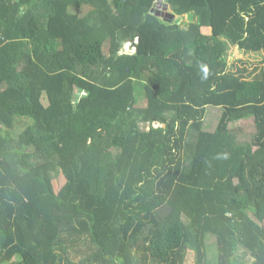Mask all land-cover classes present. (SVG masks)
Instances as JSON below:
<instances>
[{
  "label": "trees",
  "instance_id": "obj_1",
  "mask_svg": "<svg viewBox=\"0 0 264 264\" xmlns=\"http://www.w3.org/2000/svg\"><path fill=\"white\" fill-rule=\"evenodd\" d=\"M191 256L264 264V0H0V264Z\"/></svg>",
  "mask_w": 264,
  "mask_h": 264
},
{
  "label": "rangeland",
  "instance_id": "obj_2",
  "mask_svg": "<svg viewBox=\"0 0 264 264\" xmlns=\"http://www.w3.org/2000/svg\"><path fill=\"white\" fill-rule=\"evenodd\" d=\"M160 6L164 10V12L162 14H165V13L167 14L168 11L166 10V8H164L163 5H160ZM162 9H161V11H163ZM188 15H191V14H188ZM187 16L185 18H180V20H179V24L180 25H182L184 22L188 21ZM163 18H168V17H163ZM171 20L175 21L176 19H175V17H173ZM201 32H203L204 34H208L209 35V34H211V29L210 28L201 29ZM134 43H137V41H134ZM127 50L126 51L128 53H130L129 51H131V49H127ZM105 51H107L106 46H105ZM133 52H131V53H133ZM260 58H259L258 55L245 54V53L240 52L236 48H231L230 52H229L228 62H229L230 65H235L237 67L238 66L239 67H243V63H246L247 65H248V63L252 64V67H253V66L257 65V63L259 62ZM85 94L86 93L83 92V91L75 90L74 102H76V100H79L81 97L85 96ZM210 109H213V108H210ZM209 110H208V113H207V115L205 117L204 129L208 130V131H212L215 128V124H216V122H217V120L219 118V114H218V111L215 110V109L210 110V112H209ZM229 128H241L245 134H249V133H251L253 131L254 126H253L252 119H250V118H248L246 116H241V117H236V118L230 119ZM64 183H65V179H64V177L62 175H60V174H55L54 175V177H53V187H54V191L56 193L59 192V190L62 188ZM186 264H194L193 256H191L187 260Z\"/></svg>",
  "mask_w": 264,
  "mask_h": 264
},
{
  "label": "crops",
  "instance_id": "obj_3",
  "mask_svg": "<svg viewBox=\"0 0 264 264\" xmlns=\"http://www.w3.org/2000/svg\"><path fill=\"white\" fill-rule=\"evenodd\" d=\"M163 7L164 8H166L167 9V13H170L171 15H172V13H171V11H170V8H169V6L168 5H163ZM159 9L161 10L162 9V7H159ZM163 10V9H162ZM164 12V10L163 11H161V13H160V16H163L164 14H162ZM175 16V15H174ZM165 17H166V15H165ZM179 17H177V16H175V19H178ZM202 29H208L207 27H203ZM203 33V32H202ZM204 34V33H203ZM205 35H208V34H205ZM136 43H134V42H131V43H127V44H125L124 45V48L125 49H133L134 48V50H135V47H134V45H135ZM136 51V50H135ZM134 51V52H135ZM125 52L126 53H128L126 50H125Z\"/></svg>",
  "mask_w": 264,
  "mask_h": 264
},
{
  "label": "water",
  "instance_id": "obj_4",
  "mask_svg": "<svg viewBox=\"0 0 264 264\" xmlns=\"http://www.w3.org/2000/svg\"><path fill=\"white\" fill-rule=\"evenodd\" d=\"M166 10H167V9H166ZM165 14H166V13H165ZM165 14H164L162 17H165ZM166 17H171V18H173V17H175V16H174L173 14L171 15L170 13H167V14H166ZM192 18H193L192 15H188V16H187L188 21H191Z\"/></svg>",
  "mask_w": 264,
  "mask_h": 264
},
{
  "label": "built area",
  "instance_id": "obj_5",
  "mask_svg": "<svg viewBox=\"0 0 264 264\" xmlns=\"http://www.w3.org/2000/svg\"><path fill=\"white\" fill-rule=\"evenodd\" d=\"M126 50H127V49H126ZM127 51H128V50H127ZM133 51H135V50H134V48H133V49H131V51H129V52L131 53V52H133Z\"/></svg>",
  "mask_w": 264,
  "mask_h": 264
}]
</instances>
